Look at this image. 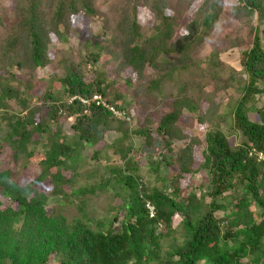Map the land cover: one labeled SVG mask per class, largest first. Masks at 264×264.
Here are the masks:
<instances>
[{"label": "trees", "instance_id": "obj_1", "mask_svg": "<svg viewBox=\"0 0 264 264\" xmlns=\"http://www.w3.org/2000/svg\"><path fill=\"white\" fill-rule=\"evenodd\" d=\"M195 1L15 0L9 13L0 4V155L3 144L12 143L15 165L22 156L32 157L27 145L34 136L46 146L39 162L41 171L30 183L21 184L12 169L1 168L0 162V264H264V163L250 153L264 152V108H255L257 122L249 118L254 106L249 102L264 94V0H237L231 9V17L247 26V32L245 37L237 35L227 48H241L245 38L251 40L241 53L245 84L234 91L242 93L235 100L229 94V104L221 109V103H213V94L205 92L209 105L198 116V95L209 83L215 84L222 65L210 66L209 57L200 62L195 47L220 23L224 0H203L186 25L187 33L174 40L178 15ZM139 6L153 15L158 25L155 33L139 24ZM167 9H174L173 13H166ZM79 13L92 21L101 16L94 36L106 35L107 40L86 43L81 46L83 52L66 55L60 50L50 57L51 35L64 40L70 33V18ZM103 42L114 62L122 60L137 80L149 78L146 89L155 99L169 100L170 110L154 129L162 148L169 153L174 142L185 143L174 156L169 153L148 164L153 181H143L131 157L134 146L128 121L92 100L93 95H100L105 104L124 112L129 120L134 115L120 92L109 97L112 86L98 74ZM48 65L57 74L48 77L44 92L37 96L46 104L45 119H38L41 104L29 107L35 96L33 76ZM88 66L96 74L90 82L85 81ZM146 69H150L148 75ZM16 72L24 77L16 79ZM235 73L230 71L228 78ZM55 82L57 89L52 88ZM77 97L89 100L88 104ZM184 112L199 125H208L202 141L186 134L180 125ZM72 117V136L67 141L60 120ZM229 120L233 122L229 131L237 130L243 136L238 145H232L221 131V124ZM108 131L120 133L113 152H102L107 157L105 169L112 176L91 186L71 188L67 194L63 186L71 178L66 179L57 169L66 166L77 174L75 164L82 150L96 145ZM136 133L142 141L139 148L152 144L151 129ZM124 141L129 144H122ZM195 147L201 148L203 159L197 167ZM114 153L123 165L111 167ZM98 155L95 151L91 158L101 160ZM163 164L175 168L166 184H160ZM53 168L57 174L52 173ZM201 171L208 177V188L201 187L204 192L197 197L182 182ZM46 179L53 187L51 197L77 198L75 204L82 205L77 216L67 218L54 209L48 211L49 197L39 189ZM106 187L114 190L121 203L111 206L113 214L105 212L98 219L81 197ZM147 205L153 207V216ZM217 212L223 215L217 217Z\"/></svg>", "mask_w": 264, "mask_h": 264}, {"label": "rangeland", "instance_id": "obj_2", "mask_svg": "<svg viewBox=\"0 0 264 264\" xmlns=\"http://www.w3.org/2000/svg\"><path fill=\"white\" fill-rule=\"evenodd\" d=\"M100 1L102 0H99V2ZM202 2L203 0H196L189 8H182L183 14H180L177 17L178 24L175 27V33L173 37L174 40L187 33L186 25L193 18V15L196 13ZM237 3V0H224L223 15L220 23L218 24L216 29L211 32L210 36L205 41L198 43V45L195 47L196 58L200 60V62H204L209 57L210 66L213 67V64H220L222 65L221 70L223 69V71L220 70V73L217 75V77L214 78L215 84L209 83L204 91L200 95H198L200 110L195 113V116L203 113L209 105L208 101L205 99V92L213 94V103L216 105L221 103V109L229 104V94H232V97L235 100L239 96V94L242 93L241 90L237 93H235L234 91L237 88H242L245 84V76L242 71L243 67L241 61V53L245 49L250 47L251 40L245 38L246 44L241 48H227L229 42L232 41L237 35L243 34V36L245 37V34L247 32V26L231 17V9L232 7L236 6ZM0 4L5 7V11L9 13L14 8L15 0H0ZM102 9H105V6H103ZM173 10L174 9H167L166 13L172 14ZM137 12V19L139 24L148 27L151 33H155L157 31L158 25L155 23L153 15L143 6H139L137 8ZM100 17L96 18L95 21H92V19L85 17L82 13L71 17L70 33L65 35L64 40H61L58 36L51 35L52 44L49 49L50 57H52L54 52H58L60 50L66 55L70 52H72V54L73 52L78 53V51L83 52L81 46L83 47V45H85L86 43L98 40L106 41V35H103L104 37L94 36L98 32L99 25L97 24V22L101 21ZM99 52L101 54L99 57L100 61L97 66V69H100L98 71V74L102 76V79L105 80L106 84H111L112 86V90L110 91L111 96L109 97H113L115 92H120L125 101L129 102V109H133L131 113H134V115L128 121V125L131 126L130 129L133 131V133L132 131H130L131 143L134 146V151L132 152L131 157L136 160L140 171L139 173H141V175L143 176V181H153L152 179L154 178V173H149L148 164L157 162L162 158L163 155H167L169 153L174 156L179 147H182L185 144L184 142H174L172 145L173 151L168 153L162 148L161 137H158L154 132L156 124L160 120L161 116H163L170 110V108L168 107L169 100L165 99L162 102L161 100L155 99L154 95L146 89V84L149 82V78L145 79L146 81L137 80V76L131 71V68L125 67L122 60L114 62L111 55L106 50L105 42L101 43ZM89 68L90 67L88 66L85 70V81L87 82L92 81L96 76L95 73L89 71ZM230 71H236L232 79L228 78ZM55 72V67L48 65L43 70L37 71L33 76L35 81L33 94L35 96H33L29 107H34L37 105L39 106L41 104L43 108L39 112V115L37 117L38 119H45L46 104L37 99V96L44 92L46 80ZM149 73L150 69H146V74L148 75ZM15 74L16 79L20 80L24 77L22 76V72H16ZM56 74L57 73H55L54 75ZM127 80L130 82L128 85L126 84ZM58 87L59 85L57 82L53 83L52 88L57 89ZM254 100H251L249 102V105L254 102V106L249 112V118L257 122L259 118L257 116L255 108H264V94L256 95ZM60 121L62 123V125H60V129L62 130L63 135L66 136L67 141H70V137L72 136L71 124L72 122H74V117L66 121L65 119L61 118ZM179 123L184 127L186 134H188L189 136H197L201 141L203 140V134L208 127L207 124L199 125L196 122L195 117H192L185 112L182 113L179 117ZM232 125V120H229L227 124H221L220 128L224 136L228 138L229 142L232 145H238L240 141L243 140V136L237 130H235V132H230L229 128L232 127ZM54 126L55 123H52L53 128ZM141 128L143 130H152L151 134L153 135L154 140L149 147H138L139 144L142 143V141H139L134 133H136L137 130ZM119 137V132L108 131L103 134V139L96 145L83 149L82 157H80L78 163L75 164V166L78 165V167L76 168L77 174L75 175H73V172L66 166L61 169L53 168L51 170L52 173L57 174L58 172L66 179L71 178V183L63 186V189L67 194H69L71 188L78 189L82 186H91L97 184L102 177L107 178V175L112 176V174L108 172V169H105L107 162L106 160H104V158L106 159L107 157H102V152L110 155L114 149L113 144L116 142V138ZM37 138L38 136H34L32 141H30L27 145V150L29 152H32L33 154L32 157L27 159L22 156L18 161H16L15 165L12 164L13 160L11 159V155H13L14 150L13 144L7 141L2 146L3 151L0 155L1 168L10 167L14 176L17 177L21 184L32 182L41 171L39 162L43 159L46 146L43 143H40L39 139ZM122 144L127 145L129 144V142L124 141L122 142ZM52 149L53 151L57 149L56 144L52 145ZM95 151H99L98 156L101 158V160L97 161L96 159L91 158L92 154ZM194 156L196 160L195 167H197L203 161L200 147L194 148ZM110 159L111 167H115V165H123L120 159L116 157L115 153L113 154V156H110ZM164 162H166L165 159ZM164 164L159 171L161 180L160 184H166L170 173L175 170V168L168 165L165 166ZM48 180L49 179L44 180V182L39 185V189L41 190V192L49 197L48 211L51 212L54 209L60 214L65 215L67 218L77 216V210L81 209L82 207L81 203L75 204L77 198L73 196L60 198L62 195L58 197H51L53 187ZM207 182V175L201 171L195 174L193 177L187 176L183 180L182 186L186 188L187 192H190L192 190L194 194L199 197L200 194L208 188ZM201 187H204V190L201 189ZM113 192L114 190L111 187H106L103 190L97 189L94 193H89L84 197H81V202L83 201V199H85L89 212L92 213L93 217L99 219L105 216V212H107L108 214H113L114 210L111 209V206H118L121 203L119 198H115ZM73 200L74 203H72ZM204 202L208 203L209 198L206 197L204 199ZM253 209L254 206H251V210ZM222 215V212L216 213L217 217H221ZM118 227L119 225L117 224L116 228ZM175 238L179 243L182 240L178 234L175 236Z\"/></svg>", "mask_w": 264, "mask_h": 264}, {"label": "built area", "instance_id": "obj_3", "mask_svg": "<svg viewBox=\"0 0 264 264\" xmlns=\"http://www.w3.org/2000/svg\"><path fill=\"white\" fill-rule=\"evenodd\" d=\"M75 98V97H74ZM73 98V99H74ZM77 99L84 105H87L89 100L87 99H84V98H81V97H77ZM92 100L93 101H98V102H101L104 106H106V108H108V110L116 117H123L125 118L127 121H129V118H127L124 114V112L122 111H119L118 109H116L114 106L112 105H108V104H105L102 99H101V96L100 95H93L92 97ZM252 154V156H254L257 160V162H263L264 163V152L262 151H258V150H252L250 152ZM147 208L149 210V214L150 216H153V213H154V210H153V207L150 206V205H147Z\"/></svg>", "mask_w": 264, "mask_h": 264}]
</instances>
